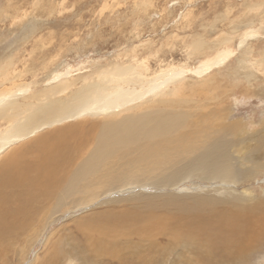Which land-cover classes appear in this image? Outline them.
<instances>
[{"label": "rangeland", "instance_id": "obj_1", "mask_svg": "<svg viewBox=\"0 0 264 264\" xmlns=\"http://www.w3.org/2000/svg\"><path fill=\"white\" fill-rule=\"evenodd\" d=\"M204 64L213 67L194 73ZM175 71L183 74L170 80ZM133 73L145 84L131 80ZM153 82L162 84L154 97ZM100 85L111 98L127 88L146 95L53 125L39 114L31 135L8 146L0 161L38 136L75 125L90 132L94 123L134 115L182 117L187 138L159 137L144 165L135 157V168L145 171L133 181L76 194L59 207L48 201L27 230L0 237V264H86L79 256L92 248L104 251L103 264H119L111 260L117 256L123 264H264V0H0V141L34 108L46 115L47 104L55 105L47 114L54 115ZM209 128L213 135L201 146ZM223 165L241 174L230 187L203 177V169ZM226 209L253 219L220 234L243 233L239 251L180 244V235L214 236L196 226Z\"/></svg>", "mask_w": 264, "mask_h": 264}, {"label": "bare ground", "instance_id": "obj_2", "mask_svg": "<svg viewBox=\"0 0 264 264\" xmlns=\"http://www.w3.org/2000/svg\"><path fill=\"white\" fill-rule=\"evenodd\" d=\"M224 57L223 59L226 58ZM200 67L206 68H200L198 71H194V73L201 74L207 72L213 65L204 64ZM120 74H122V71ZM181 74H183V72L181 73L180 71L176 73L175 71L169 78L172 80ZM130 78L140 84H145V80H141L140 75L136 76V74L133 73ZM123 81L124 79H118L119 83ZM149 84L150 88L148 92L154 97L156 91L162 84L160 83L157 86L155 82ZM105 93L108 92L104 90L103 85L95 88L90 87L80 96L71 99L68 105L57 106L59 112L54 115L51 114L48 116L47 114L55 109V105H50V107H48L47 104L48 109H46L48 112L46 115L43 113L44 107L34 108L29 113L30 115L28 114L29 116H26L22 124L14 127L12 130L13 135L10 136L14 138L10 139V137H6L1 139L0 154L12 143L24 140L25 136L28 134L31 135L33 131L29 130L35 126L32 127L35 123L33 119L35 120V117L39 114V116L43 115V118L50 117L45 125H53L90 112L97 113V111H99V113H108V111L120 109L133 100L146 95L143 93H136L132 88H127L123 94L115 95L112 98V94ZM2 101L3 100L0 99V104ZM90 101L94 102L88 105ZM167 117L166 115L161 116L160 114L157 118H155V116L150 118H145V116L138 117L136 115L127 116V119L125 118L121 123H118V119L116 120L117 122L94 123L91 125L92 130L90 132H83V125H75L73 127L53 131L45 136H38L29 142V148H20L15 152L5 154L0 161V237L7 240L6 238H11L12 236L16 237L18 233L27 230L29 224L31 225L42 212L44 205L54 198L56 207H59L60 204H65L66 198L70 200L76 196V194L81 195H78V197H87L94 195L95 190L99 187H107L112 185L114 181L119 183L122 180L133 181L137 179L135 174L145 171V168H135L136 156L142 158L141 165H144L147 155L149 153H155V150L158 149L157 145L162 144L160 140L158 142L159 137H161V139L164 137V139H162L164 141L166 140V136L175 133L174 140L178 139L177 141L179 142L181 138H187L186 136L189 134H182L189 127L187 125L183 127L184 119L182 117L176 115H174L173 118ZM41 124L43 123L40 121L36 125L39 126ZM207 126L204 125V129ZM227 128L231 129L225 127L224 130ZM210 130L211 128H209L207 132L203 131L202 136L204 141L200 142L201 146H204L207 143L206 139L211 138L213 135L214 131L210 133ZM190 136L192 139L195 137V135ZM148 144L157 145H155L154 150L148 151L145 149ZM86 148L90 149L86 150ZM83 153H85V156ZM74 163H76L77 167L76 169L74 167L75 170L73 169L74 171L71 173L69 172L71 169L68 168ZM213 169H208L207 173L205 169H203L202 175L204 178L210 180H219L220 182L218 184H214L216 186L230 187L241 175L235 172L230 166L223 165L222 167L218 166L216 169ZM66 170H69V174L67 173L68 175L65 174ZM59 177L64 180L63 182H65V184H63V182H58ZM56 183L57 186L58 184H63L60 190L58 187H54ZM55 188H58L60 192L56 193ZM35 201L37 202L36 205L34 204ZM238 202L239 200H237V203ZM234 206L235 205H232L231 207ZM222 213L223 214L217 213L214 217H209L211 219L207 221L203 220L204 222L206 221L204 224L198 225L199 227L196 226L204 230L208 229L206 233H215L214 236L208 234L206 239L204 236L205 241H202L203 239H197V241H195L191 240L193 237L191 236L190 238L188 234L180 235V244L183 246H192L194 244L196 247L195 243L198 242L197 244H201L204 250L208 249L213 251L216 249L234 248L236 251H239L245 240V235L243 233L234 231V235L232 236L234 240H232V237L227 238L220 234L230 229H245V223L251 224L253 219L246 220V217L241 215L239 211L235 212L231 209H226ZM212 218H214V222ZM204 219H208V217ZM196 222L197 221L192 222L191 227H193L192 225L195 226ZM198 222L201 223L202 220H198ZM246 229L250 228L246 227ZM195 250L198 251L197 248ZM103 252V250L92 248L91 252H86V254L78 256L86 264H98L101 263V259L107 258V256L102 254ZM105 252L108 254L107 251ZM111 260L117 261L119 264L126 262V259L121 256H117L115 259ZM135 264L139 263L137 262Z\"/></svg>", "mask_w": 264, "mask_h": 264}]
</instances>
